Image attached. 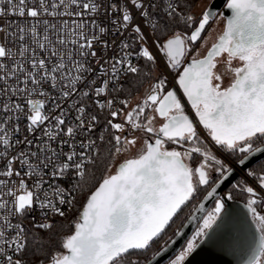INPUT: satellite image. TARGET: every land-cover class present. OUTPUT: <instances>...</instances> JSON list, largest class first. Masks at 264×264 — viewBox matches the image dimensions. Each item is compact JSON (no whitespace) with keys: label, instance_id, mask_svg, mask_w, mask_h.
Segmentation results:
<instances>
[{"label":"snow or ice","instance_id":"snow-or-ice-1","mask_svg":"<svg viewBox=\"0 0 264 264\" xmlns=\"http://www.w3.org/2000/svg\"><path fill=\"white\" fill-rule=\"evenodd\" d=\"M224 6L0 0V264H158L185 220L166 264H264V0Z\"/></svg>","mask_w":264,"mask_h":264},{"label":"water","instance_id":"water-1","mask_svg":"<svg viewBox=\"0 0 264 264\" xmlns=\"http://www.w3.org/2000/svg\"><path fill=\"white\" fill-rule=\"evenodd\" d=\"M226 0H212L211 4L218 10L223 12L225 15H231V10L225 8ZM264 157H260V159H263ZM255 163V162H254ZM230 187V185H224L219 191L221 194H223L227 189ZM203 199V198H202ZM206 208H211L214 206V201L212 198H209L204 201ZM244 202L236 199H232L230 201H227V205L229 207L230 211H234L238 218H243L244 213H246ZM195 212V209L192 211ZM197 217L201 215L199 212H195ZM249 223H251L250 217L248 218ZM197 227V221H192L191 223H188L185 221L184 226V233L182 237L176 238V241L174 244L170 246V249L167 253L163 254L161 257L157 258L158 264H165L170 256L180 247L181 244H183L184 239L191 235L192 231ZM235 244L237 247V250L235 254L233 252H229L227 250H221L219 248H212L211 245L205 244L201 246L202 248L206 249L207 251H199L194 255V257L190 258V261L188 264H241L243 260H246L248 257V237L245 233L241 232L237 235Z\"/></svg>","mask_w":264,"mask_h":264},{"label":"trees","instance_id":"trees-1","mask_svg":"<svg viewBox=\"0 0 264 264\" xmlns=\"http://www.w3.org/2000/svg\"><path fill=\"white\" fill-rule=\"evenodd\" d=\"M197 1V0H196ZM264 159V158H263ZM203 198V194H201L200 196L197 197V201ZM233 198L236 200H240L244 203H246V195L240 193L239 191H234L233 192ZM197 201H194L193 203L195 204ZM194 209L192 208V206L190 205L188 209H185V213L183 215H186L190 212H192ZM186 221V220H185ZM179 223V221H178Z\"/></svg>","mask_w":264,"mask_h":264},{"label":"rangeland","instance_id":"rangeland-1","mask_svg":"<svg viewBox=\"0 0 264 264\" xmlns=\"http://www.w3.org/2000/svg\"><path fill=\"white\" fill-rule=\"evenodd\" d=\"M212 0H197V4L203 6L205 4L211 3ZM170 234V233H169ZM166 264V263H165Z\"/></svg>","mask_w":264,"mask_h":264},{"label":"built area","instance_id":"built-area-1","mask_svg":"<svg viewBox=\"0 0 264 264\" xmlns=\"http://www.w3.org/2000/svg\"><path fill=\"white\" fill-rule=\"evenodd\" d=\"M13 19H15V17H13ZM163 54H161V57H162ZM34 98H39V97H34ZM186 99V98H185ZM190 115H193L194 116V113H189Z\"/></svg>","mask_w":264,"mask_h":264},{"label":"flooded vegetation","instance_id":"flooded-vegetation-1","mask_svg":"<svg viewBox=\"0 0 264 264\" xmlns=\"http://www.w3.org/2000/svg\"><path fill=\"white\" fill-rule=\"evenodd\" d=\"M213 207V206H212Z\"/></svg>","mask_w":264,"mask_h":264}]
</instances>
